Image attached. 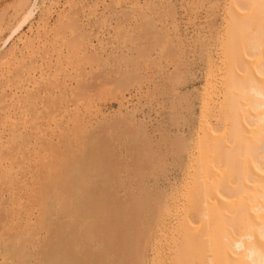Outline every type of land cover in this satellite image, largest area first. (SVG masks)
I'll return each mask as SVG.
<instances>
[{
    "label": "bare ground",
    "instance_id": "bare-ground-1",
    "mask_svg": "<svg viewBox=\"0 0 264 264\" xmlns=\"http://www.w3.org/2000/svg\"><path fill=\"white\" fill-rule=\"evenodd\" d=\"M37 1H21L17 11L20 20L5 35L0 33V94L9 89L8 95L4 93L7 96L0 97L2 103L6 102L1 106L0 149L8 150L22 135L20 132L28 130L25 103L32 104L37 94L46 91L48 99L61 93L60 89L55 91L57 72L67 63L60 61L57 66L49 61L44 67L41 58L31 61L37 50L44 47L49 22L43 20L29 36L20 33L34 19ZM228 1L220 52L211 62L206 79L208 92L202 103L197 151L194 149L196 164L191 161L195 165L194 180L185 192L199 216L202 230L188 228L183 216L184 233L172 254L173 264H191V259L203 264L206 252L211 254L207 264H264V0ZM71 27H76L75 21ZM87 49L85 44L83 51ZM26 59L30 63L23 68ZM91 60L97 61V56H91ZM90 64L93 63L89 67ZM12 76H22L14 89L10 85ZM38 86L44 88L36 91ZM69 86L63 85L64 90ZM63 92L61 95L68 97ZM72 117L76 122V130L72 132L85 142L74 151L69 148L65 154H58L48 165L49 171L42 179L38 178L41 180L34 203L27 209L18 204L23 212H15L10 197L9 209L0 210V264H125L127 254L135 259L130 246L137 242L134 231L143 197L128 195L122 200L119 196L125 189L121 176L124 171L113 152L114 141L106 138L110 136L106 131L113 129L103 123L106 131L103 125L98 130H104L108 136L101 132L86 135L90 132L87 130L90 121L77 106ZM40 137L48 138L47 134ZM38 140H34L33 149ZM152 159L145 162L151 164ZM7 162L0 156V180L15 182L18 170Z\"/></svg>",
    "mask_w": 264,
    "mask_h": 264
},
{
    "label": "rangeland",
    "instance_id": "rangeland-1",
    "mask_svg": "<svg viewBox=\"0 0 264 264\" xmlns=\"http://www.w3.org/2000/svg\"><path fill=\"white\" fill-rule=\"evenodd\" d=\"M21 1L25 2L0 0L1 34L5 35L20 20L17 11ZM226 2L229 3L228 0H38L34 19L20 33L34 34L35 26L43 20L49 22L50 32L44 47L37 50L31 61L41 58L44 67L49 61L57 66L60 61L67 64L57 72L55 91L60 89L61 93L48 99L46 91L37 94L32 104L25 103L28 130L21 131L22 135L8 150L0 149V156L18 170L15 182L0 180V208H3L0 210H7L10 197L15 212H23L18 204L27 209L34 203L37 183L49 171L48 165L58 154H65L69 148L74 151L85 142L72 132L76 130L72 112L77 106L90 121L87 129L90 132L86 135L102 133L114 141L113 152L124 171L121 176L125 189L119 192L121 199L128 195L143 197L134 231L137 242L130 246L135 259L127 254L125 264H173L172 254L184 233L183 216L188 228L200 229L199 216L188 202L186 190L195 174L197 152L194 151L199 140L202 103L208 92L206 79L211 62L220 52ZM73 21L76 27H71ZM85 44L87 51H83ZM91 56H97V61H90ZM29 61L25 60L23 68L28 67ZM85 62L93 64L89 67ZM21 77H11L12 89L19 86ZM68 84L64 90L63 85ZM43 88L38 86L36 91ZM6 90L4 93L8 95L9 89ZM63 91L68 97L62 96ZM4 93L0 97H5ZM2 98L0 121L1 108L6 104ZM103 123L113 130L106 131ZM43 134H47L46 140L40 137ZM36 138L38 144L33 149ZM147 157L153 158L151 164L145 162ZM136 166L139 168L134 170ZM208 256L211 254L206 252L203 264H207ZM195 261L191 259L190 263L199 264Z\"/></svg>",
    "mask_w": 264,
    "mask_h": 264
}]
</instances>
